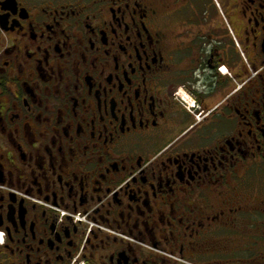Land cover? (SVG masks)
Wrapping results in <instances>:
<instances>
[{"label":"flooded vegetation","instance_id":"af4514ba","mask_svg":"<svg viewBox=\"0 0 264 264\" xmlns=\"http://www.w3.org/2000/svg\"><path fill=\"white\" fill-rule=\"evenodd\" d=\"M0 233V264H264V0H0Z\"/></svg>","mask_w":264,"mask_h":264},{"label":"built area","instance_id":"2783aa9c","mask_svg":"<svg viewBox=\"0 0 264 264\" xmlns=\"http://www.w3.org/2000/svg\"><path fill=\"white\" fill-rule=\"evenodd\" d=\"M74 221H79V219L75 218ZM2 244H3V235L0 233V246H2Z\"/></svg>","mask_w":264,"mask_h":264}]
</instances>
